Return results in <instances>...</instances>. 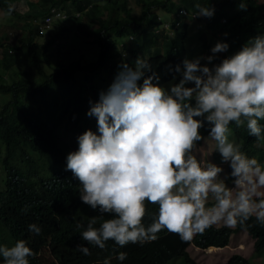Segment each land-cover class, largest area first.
Here are the masks:
<instances>
[{
  "label": "clouds",
  "instance_id": "clouds-1",
  "mask_svg": "<svg viewBox=\"0 0 264 264\" xmlns=\"http://www.w3.org/2000/svg\"><path fill=\"white\" fill-rule=\"evenodd\" d=\"M195 8L193 16L215 14L209 0ZM238 8L247 9L244 0ZM11 12L9 6L0 10V16ZM52 13L60 21L65 19L59 7L52 8ZM156 14L163 21L162 28L171 31L170 17L163 13L167 18L162 19L159 10ZM188 14L185 9L178 12L182 17ZM259 22L264 26V18ZM28 26L36 31L35 38L51 30L35 20ZM221 29L211 33L215 43L209 45L210 54L185 57L169 67L174 74L167 86L159 83L149 59L138 56L132 65L121 62L109 86L102 87L95 101L89 100L85 114L95 117L96 129L78 134L76 149L65 157V169L71 170L68 178L72 183L78 180V201L92 208L87 224L76 225L77 239L100 249L109 240L119 247L143 245L166 229L188 241V253L190 246L229 250L232 236L243 232L252 239L250 249L256 257L254 239L244 228L249 220L264 226V161L242 151L234 134L229 137L235 124L246 126L257 141L264 140V32L249 37L230 54L229 43L223 40L228 33ZM27 35L28 30L13 38ZM201 129L208 135L204 137ZM207 136L215 142L213 151L220 154L217 163L196 154ZM215 152L212 157L217 160ZM147 203L156 205V210L148 211ZM146 215L151 217L149 223ZM211 227L231 230L228 243L223 247L195 245L196 235ZM43 234V228L30 220L14 242L0 244V264H32L34 258L41 259V264L55 263L54 257L60 255ZM57 236L72 239L65 226ZM34 240L42 243L37 254L30 246ZM76 248L91 254L83 243ZM232 254L222 264L240 256ZM126 258L124 251L115 253L117 261ZM112 259L109 254L100 264H112Z\"/></svg>",
  "mask_w": 264,
  "mask_h": 264
},
{
  "label": "trees",
  "instance_id": "trees-1",
  "mask_svg": "<svg viewBox=\"0 0 264 264\" xmlns=\"http://www.w3.org/2000/svg\"><path fill=\"white\" fill-rule=\"evenodd\" d=\"M257 1L244 0L247 9L240 10V0H209L215 14L208 18L193 16L195 5H207L208 0H41L26 14L17 12L8 0H0V10L12 7L9 17L35 20L41 26L51 30L57 26L56 32H64L66 28L52 13V8L59 7L78 32L80 47L75 51L91 46L97 54L94 59L81 53L79 59L53 63L49 51L55 44V34L40 44L36 31L29 27L27 36H17L11 44L9 36L1 37L6 34L0 28V244L14 242L34 219L60 255L51 264H100L109 254L113 256L112 264H195L186 252L188 241L166 229L158 233L156 240L143 245L119 247L109 240L105 249H100L77 239L76 225L87 224L92 208L78 201V180L72 183L68 178L71 170L65 169V157L76 149L78 134L89 128L95 131V117L85 114L89 100L95 101L102 87L109 86L121 62L132 65L138 56L148 58L160 76L159 83H167L174 74L169 71L170 64L176 65L186 57L187 36L198 28L222 27L220 32L228 33L223 40L229 43L230 54L249 37L263 33L259 20L264 18V0ZM181 9L189 16L178 15ZM158 10L170 17L171 31L162 28ZM201 132L204 137L208 135L206 129ZM231 132L241 141L242 151L264 161V140L250 136L243 125L232 124ZM146 208L154 212L156 205L147 203ZM144 219L146 223L151 221L147 215ZM248 225L244 229L254 239V256L261 257L264 226L253 220ZM64 226L72 239L57 236ZM230 233L211 227L197 234L193 242L201 248L223 247ZM80 243L89 247L90 255L76 248ZM30 246L37 254L42 243L34 240ZM119 251L127 253L122 262L115 259ZM32 264H41V259L34 258ZM228 264L252 263L233 256Z\"/></svg>",
  "mask_w": 264,
  "mask_h": 264
},
{
  "label": "rangeland",
  "instance_id": "rangeland-1",
  "mask_svg": "<svg viewBox=\"0 0 264 264\" xmlns=\"http://www.w3.org/2000/svg\"><path fill=\"white\" fill-rule=\"evenodd\" d=\"M40 1L41 0H9V2L17 10V12L21 14L30 12L33 8L36 7L35 5H38ZM160 13L162 19L167 18V16L163 15L162 12ZM73 24L74 22L72 23V20L67 21L65 19L64 21L60 22V25L64 26L66 28V31L56 32L58 30V27L56 26V28L50 30L47 35L42 38H38V42L40 44H44L49 37L53 36L54 34L57 36L55 44L52 45V49L50 51L48 50L51 55L50 60L52 62L55 60L62 61L79 59V55L81 53H85L89 57L91 56L92 59L97 56V54L93 51V47L91 46H85V48L80 49V51H75L78 49V47H80V41L77 37V33L75 32ZM71 26L73 27V29ZM29 27L30 26H28L27 20H18L15 17L12 18L9 16H0V28H3L4 33H6L11 38V40H8V43L14 44L16 42L13 38L15 34L21 36ZM212 30L208 31V29L204 28L201 31L198 28L194 34H188V41L186 42V48L188 51L186 57L192 58L205 53L210 54L209 45H214L215 43V37L211 34ZM195 35L196 39L193 40V36ZM132 41L133 39L130 40L131 43ZM0 59H2L1 49ZM202 63H204V61H202ZM170 65L174 66L175 64L171 63ZM167 84L168 82L164 83L163 85L167 86ZM229 138H234L232 132ZM75 142H77L76 139ZM237 142L239 143V141ZM214 143L215 142L209 136H207L201 147L199 149H196V154L198 155V157L201 159H209L214 163L220 161V154L213 151ZM213 152L218 154L219 159H213ZM252 246V239L248 237L246 233L240 232L232 236V242L230 244L229 250H216L210 252L209 250H196L192 246H190L187 251L190 257L193 258V260L197 264H222L230 256L231 253L238 254L244 258H252V264H264V254L259 258L252 257V252L250 249L252 248Z\"/></svg>",
  "mask_w": 264,
  "mask_h": 264
},
{
  "label": "built area",
  "instance_id": "built-area-1",
  "mask_svg": "<svg viewBox=\"0 0 264 264\" xmlns=\"http://www.w3.org/2000/svg\"><path fill=\"white\" fill-rule=\"evenodd\" d=\"M47 22L49 23V20H47Z\"/></svg>",
  "mask_w": 264,
  "mask_h": 264
}]
</instances>
